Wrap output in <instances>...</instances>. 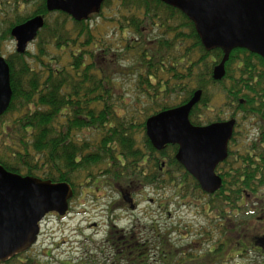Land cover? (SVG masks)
Returning a JSON list of instances; mask_svg holds the SVG:
<instances>
[{"label":"trees","instance_id":"1","mask_svg":"<svg viewBox=\"0 0 264 264\" xmlns=\"http://www.w3.org/2000/svg\"><path fill=\"white\" fill-rule=\"evenodd\" d=\"M17 1L23 6L30 0ZM104 8L110 11L109 18L102 15ZM35 15H42L44 24L33 51L13 53L6 60L12 97L5 113L17 112L19 116L6 126L11 131L3 130L6 149L0 164L4 168L25 176L41 171L40 177L51 182L73 184L85 176L90 181L109 180L116 185H149L152 181L141 169L142 150L155 151V185L170 182L180 198L193 195L191 190L202 193L209 198L203 207L207 214L216 215L215 202L238 207L248 193L258 192L264 207L263 58L243 48L233 49L224 77L213 80L211 71L222 51H206L193 23L161 0H106L98 15L112 23L111 37L95 32L88 20L75 21L61 11H47L45 0H40L31 14L23 16L14 11L0 32V40L11 38L13 26ZM148 28L159 32L152 33L150 40L145 34ZM127 54H131V63L125 73L119 65L130 60ZM63 56L66 61L60 64ZM120 75L131 83L132 98L118 103L122 97L118 93ZM212 85H220L225 105L233 106L229 117L236 119V125L228 156L218 166L222 185L209 195L176 160L177 145H167L161 151L152 147L144 133V121L153 113L185 103L200 89L201 99L189 119L196 125L211 122L202 119L201 112L208 110V88ZM118 105L124 110L121 114ZM244 121L256 127L257 136L241 148L243 140L238 137L243 136L244 128H238ZM83 130L88 134L80 137ZM140 131L143 135L138 139ZM167 152L165 169L160 172L162 156ZM163 247L164 251L158 252L161 260L168 259L166 264L197 261L190 259V253L185 260L180 249ZM217 254L215 250L202 257L204 261L214 260L208 256ZM0 264L45 263L24 251Z\"/></svg>","mask_w":264,"mask_h":264},{"label":"water","instance_id":"2","mask_svg":"<svg viewBox=\"0 0 264 264\" xmlns=\"http://www.w3.org/2000/svg\"><path fill=\"white\" fill-rule=\"evenodd\" d=\"M106 0H45L47 11H61L75 21L87 20L100 11ZM181 11L194 25L206 51L220 49L222 57L211 71L213 80L225 75L230 52L243 48L264 59V0H161ZM42 15L33 16L10 30L15 51L27 50L43 27ZM197 89L180 105L154 113L145 120V134L153 148L177 145L175 158L212 194L221 187L217 165L228 155V143L235 120L195 125L189 120L191 109L201 99ZM12 97L9 66L0 55V115ZM72 196L66 182H51L22 176L0 164V261L26 251L38 235L39 221L49 211L64 214Z\"/></svg>","mask_w":264,"mask_h":264},{"label":"rangeland","instance_id":"3","mask_svg":"<svg viewBox=\"0 0 264 264\" xmlns=\"http://www.w3.org/2000/svg\"><path fill=\"white\" fill-rule=\"evenodd\" d=\"M40 0H30L28 4H24L21 6L18 3L17 0H0V32L2 29L6 26V21L14 16V11L20 15H28L31 14L36 6L38 5ZM103 16L106 18H109L111 16L110 11L107 9H102ZM106 18H103L101 15H92L90 19H88V22L90 23L91 27L95 29V32H98L99 34L105 35V37H111L113 32V26L112 23L108 22ZM97 27V28H95ZM152 33L158 34V30H153L151 28H148L145 32L146 36L149 37V40L152 37ZM144 44H146V39L143 40ZM151 45V43H149ZM34 48V42L30 43L28 46V49L30 51H33ZM15 52V41L12 38H8L6 40L1 41L0 40V54L2 57L6 58L13 54ZM128 60H124L120 62L119 69L121 71L127 72L126 66L131 63V54H127ZM66 61V58L63 56L61 59V63H64ZM235 67V64H234ZM119 82V90L118 93H122V97H120V101L118 100V103H120L124 98L127 100H130L132 98V86L131 83L128 81V78L120 75L118 77ZM194 84V83H193ZM123 93L125 96H123ZM208 95L209 99L207 102L208 110L205 112H201L202 119L203 117L206 119H210L212 121L216 120L217 118H221L222 120L227 119L229 117V114L231 112L230 109L233 108L230 107V105H225V99L221 90L220 85H212L208 88ZM200 105V104H199ZM118 112L121 114L124 112L122 109V105H118ZM19 116V113L17 112H10L6 113L3 116L0 117V156L3 155L5 147L4 143V133L3 130L5 129L6 132L11 131L8 127L13 124V121ZM136 120L143 121V119L136 118ZM243 124L240 125V128H244L243 132V138H239L240 140H243L240 142V147L243 148L246 145L250 144V141L252 139H255L257 136L256 127L253 125H249L247 121L242 122ZM8 125V127H6ZM88 134L87 131H83L80 134V137L86 136ZM143 135V132L140 131L136 134V137L138 139L141 138ZM9 142V140L6 141V143ZM138 145H140L138 143ZM10 152H7L6 154H9ZM167 154L165 156H162L163 159L167 160ZM36 172V170L34 169ZM179 173V172H178ZM37 177L41 176V171L36 172ZM89 179V178H88ZM88 179L83 176L79 179L80 182L88 181ZM99 182L107 183L110 182L108 180L99 181L97 180L94 182V186L90 189H85V186L83 187V193L87 192L89 195L80 196L78 197L72 204L73 207H75L74 210H85L88 213V216L83 221L89 223H96V226L93 227V229L90 230H84V233L88 237H92V241H87L86 245H89V247H99L103 235L104 234V219L105 217H101V215L105 214L106 207L110 205L111 201L118 200L117 196L113 194L110 187L107 185L98 186ZM137 187V184L134 183L132 185V188ZM95 188V189H92ZM78 189V193H79ZM192 194L191 196L180 198L176 196V192L174 187L171 185L170 182L162 183L159 186L154 185L152 187H146L142 189L141 195L137 197L138 201V208L134 211H121L118 214H122L123 212L129 213V214H140L142 211L146 210V212H149L150 214H153L154 217H156V225L157 229H160L164 233V231H170V243L171 248L170 249H181V252H184L182 256H184L185 260L187 259V254H191L193 260H197L195 264H198L200 262V257L198 255H203V253L206 251V246L203 245L200 247V230L203 232L204 230L209 231L213 230V225L215 224V218L216 217H234V213L237 211V215L239 217H242L241 219L234 218V224L238 221H241L242 224H248L249 222H243L247 219H244V217H249L248 211L246 210L247 207H258L260 206V203L256 201L252 196L251 198H247V202L245 203V200L240 202V204H243L239 208H233L232 211H230L231 208L228 207V205L215 202L218 206L216 215L214 213L207 214L206 209L203 208L205 205V202L209 200V198L205 195H203L200 192H197L195 190H191ZM249 194V193H248ZM259 193L257 192V195ZM247 196V195H246ZM85 198V199H84ZM82 199V200H81ZM84 199V200H83ZM152 200V202H150ZM78 203H81L78 205ZM208 212V210H207ZM169 214L171 216H169ZM262 212H256L253 214V217H261ZM140 217V216H138ZM66 223H68L66 221ZM57 221H52L47 226H45V229L48 230L49 233H54L55 227H56ZM83 224V225H84ZM73 224H70V226H67V228L72 227ZM87 226V225H86ZM168 229V230H167ZM172 230H175L172 232ZM211 232V234L213 233ZM66 233V231H65ZM256 235H260L261 233L257 234V231L252 232ZM231 233H227L229 235ZM206 235V234H205ZM54 236L58 235H51L48 234L47 237H49L46 240H43L42 236H39L37 238L36 243L29 248L27 251L29 254L37 255V257L44 262L45 264H61L64 263V261H69V258L74 259L72 256H81L80 252L78 251L77 254L68 253L64 256L59 255L61 250L69 251L66 249L67 245H63L62 248H57L56 245L53 246L58 239L54 238ZM217 236L215 238L217 239ZM63 238L69 239L70 237L64 236ZM230 238L235 242V237L232 235ZM42 242H44V245L42 246ZM200 248L203 249V252L200 254ZM46 249V251H51V256L46 258L42 251ZM80 249V248H79ZM97 251L92 249V253L95 254ZM98 255V254H97ZM221 255V254H220ZM226 255V254H225ZM230 256L232 254H229ZM219 255L216 256L218 258ZM209 259H213L214 256H208ZM253 257V254L250 256V258ZM82 258V256H81ZM76 261V258L74 259ZM79 260V258H78ZM230 261L226 264H240L238 262H241L242 264H248L250 263L249 260H240L238 256H234L233 258L229 259ZM80 261V260H79ZM98 263H100V259L97 258L95 260ZM168 259L161 260L159 252H153L151 255V258L148 259L147 264H166ZM76 264V263H75ZM171 264H173L171 262ZM185 264V263H184ZM186 264H193L192 261H188ZM206 264H214L213 262L209 263L208 261ZM218 264V263H215Z\"/></svg>","mask_w":264,"mask_h":264},{"label":"flooded vegetation","instance_id":"4","mask_svg":"<svg viewBox=\"0 0 264 264\" xmlns=\"http://www.w3.org/2000/svg\"><path fill=\"white\" fill-rule=\"evenodd\" d=\"M240 137L243 138L242 135H240ZM229 144L230 141L228 145ZM142 153L143 158L141 169L143 170L145 178L148 176L152 181V184L136 183L137 187L134 188H132L134 183L131 182H118L117 185L112 182L101 184V186H109L113 194L117 196L118 200L113 199L110 205L106 207L105 214L101 215V217H105V219L104 234H102L103 238L99 247L91 248L89 245H86L87 241H92V237H88L84 233V230L93 229V227L96 226V223L87 224V222H85L84 224L83 221L86 217L91 216H88V213L85 210H74L75 207L72 206L73 202L78 197L89 195L87 192L83 193V187L85 186V189H90L91 186H94V182L74 181L73 184H70L72 196L68 200V206L65 213L60 215L58 212L52 211L43 216L40 222L39 236H42L43 240H46L49 238L47 237L48 234L58 235L54 236V238L58 239L53 245L57 246L54 249L62 248L63 245H67L66 249L69 250H61L60 252L62 253L59 255L64 256L68 253L74 255L79 251L82 256L81 258V256L74 255L72 257H74V259L76 258V261L70 257L68 262L64 261V263L61 264H97L95 261L97 258L100 259V263L98 264H147L148 259L151 258V255L153 252H156L157 249L160 252L164 251L163 245L171 248L172 245L169 237L170 231H164L163 233L160 229H157L156 217H154L153 214L146 212V210L142 211L140 214H126V212L118 214L126 209L129 211L137 210V197L141 195L142 189L155 185L154 175L157 153L155 151L146 152L145 150H142ZM164 166L165 160L163 159L159 166L160 172L165 169ZM149 174L151 176H149ZM99 185L100 183L98 186ZM78 189L80 190L79 193ZM251 196L259 202L257 193H255V195L247 194V196L243 198V200H245L244 204H246L247 198H251ZM150 202H152V200H150ZM80 204L81 203H78V205ZM228 207L231 208L230 211H232L233 208H237V206L231 205ZM247 211L249 217H244V219L247 220L243 222L250 221L248 224H242L241 221H238L235 224L233 223L234 218H242L237 215L236 211L233 215L234 217H216L214 220L215 224L213 225L215 232H213V230H204L201 232L203 229L200 230V247L205 245L207 251L203 253V255L215 250H218L217 255H219L218 258L215 256L213 258L214 260L205 261L202 255H200V264H206L207 261L209 263L213 262L214 264H226L230 261L229 259L234 256H238L240 260H249L250 263L248 264H264V207L261 206L260 203V206L255 208L247 207ZM256 212H262V216L253 217V214ZM169 216L171 215L169 214ZM53 220L57 221L55 231L54 233H49L48 230L45 229V226ZM66 221L68 223H66ZM70 224H73V227L67 228ZM173 231L175 230H172V232ZM255 231H257V234H261L256 235L255 233H252ZM208 232L213 233L205 235ZM228 232L231 234L227 235ZM65 235L70 238L68 240L63 238ZM216 235H218L217 239L215 238ZM232 235L235 237V242L230 238ZM43 245L44 242H42V246ZM92 249L97 252L93 254ZM202 252L203 249L200 248V254ZM42 253L45 257H48L51 252L44 249ZM181 253L183 254L184 252ZM229 254L232 255L230 256ZM252 254L253 257L250 258ZM238 263L242 264L241 262Z\"/></svg>","mask_w":264,"mask_h":264}]
</instances>
